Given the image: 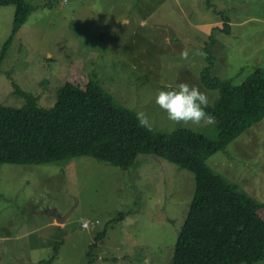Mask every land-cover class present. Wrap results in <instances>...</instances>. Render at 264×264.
Instances as JSON below:
<instances>
[{"label": "rangeland", "instance_id": "obj_1", "mask_svg": "<svg viewBox=\"0 0 264 264\" xmlns=\"http://www.w3.org/2000/svg\"><path fill=\"white\" fill-rule=\"evenodd\" d=\"M26 1L35 9L18 27L15 7L0 6V104L6 106L24 104L16 86L52 107L66 81L80 87L97 81L171 132L184 126L155 105L157 90L187 83L207 92L212 104L218 92L201 82L206 66L236 85L264 67V0ZM224 17L229 33L217 29ZM138 162L129 169L91 156L0 163V264H40L58 244L53 264H173L195 176L155 154L143 153ZM207 162L264 202V119ZM121 212L126 216L117 219Z\"/></svg>", "mask_w": 264, "mask_h": 264}, {"label": "trees", "instance_id": "obj_2", "mask_svg": "<svg viewBox=\"0 0 264 264\" xmlns=\"http://www.w3.org/2000/svg\"><path fill=\"white\" fill-rule=\"evenodd\" d=\"M8 5L15 7L16 27L25 24L35 9L26 0H0V6ZM217 29L229 33V18L224 17ZM212 38L211 34V42ZM210 70L206 66L201 82L218 92L206 109L216 120L212 129L202 130L179 127L163 132L154 126L140 127L136 112L97 81L84 87L66 81L52 107L38 105L33 94L16 86L24 104H0V163L39 165L91 156L129 169L139 167V155L155 154L195 176V193L178 235L173 264L262 261L264 217L259 210L264 202L215 171L207 160L264 119V67H257L238 85L213 76ZM124 216L121 212L117 219ZM59 246L52 258L40 264H53Z\"/></svg>", "mask_w": 264, "mask_h": 264}, {"label": "clouds", "instance_id": "obj_3", "mask_svg": "<svg viewBox=\"0 0 264 264\" xmlns=\"http://www.w3.org/2000/svg\"><path fill=\"white\" fill-rule=\"evenodd\" d=\"M154 103L166 113L168 120L184 127L212 125L216 120L206 111L209 107V94L187 83L157 90ZM135 117L138 126L151 130L152 124L145 112L136 111Z\"/></svg>", "mask_w": 264, "mask_h": 264}, {"label": "water", "instance_id": "obj_4", "mask_svg": "<svg viewBox=\"0 0 264 264\" xmlns=\"http://www.w3.org/2000/svg\"><path fill=\"white\" fill-rule=\"evenodd\" d=\"M52 215L56 217L58 222H62L65 217L61 216L60 214L57 213L56 210L51 211Z\"/></svg>", "mask_w": 264, "mask_h": 264}, {"label": "built area", "instance_id": "obj_5", "mask_svg": "<svg viewBox=\"0 0 264 264\" xmlns=\"http://www.w3.org/2000/svg\"><path fill=\"white\" fill-rule=\"evenodd\" d=\"M85 226H88V223L87 222H85Z\"/></svg>", "mask_w": 264, "mask_h": 264}]
</instances>
